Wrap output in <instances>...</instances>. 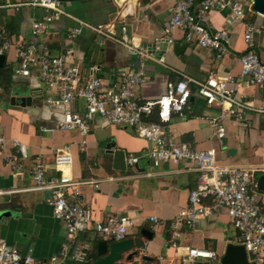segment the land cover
I'll list each match as a JSON object with an SVG mask.
<instances>
[{
  "label": "crops",
  "instance_id": "1",
  "mask_svg": "<svg viewBox=\"0 0 264 264\" xmlns=\"http://www.w3.org/2000/svg\"><path fill=\"white\" fill-rule=\"evenodd\" d=\"M174 2H62L65 14L49 23L37 37L31 34L32 24L46 16V9L32 6L0 8V52L6 55L5 65L0 70V91L13 86L32 96L29 106L11 104L9 99L0 100V134L7 139L5 149L0 152V210L11 213L0 222V241L43 261L69 246L66 228L53 216L49 204L51 191L31 189L34 184L31 169L37 160L45 165L47 182L60 178L61 171L54 164L55 151L68 146L73 162L63 173L80 182L68 187L69 200L88 208L93 222L113 213L135 216L137 226L128 237L133 239V250L137 252L133 258L137 261L135 264H148L142 255L152 257L153 264H183L187 247L213 249L221 259L228 243H237L236 230L234 237L226 234L234 228L225 210L200 218L194 229L183 228L178 238L168 228L169 221L188 205L189 193L198 184L199 173L189 161L170 160L155 167L148 158L150 144L145 138L134 129L112 125L101 118H96L85 137L77 132L56 129L63 109L47 103L52 91L37 78L24 77L14 71L18 66V43L36 42L54 55H65L68 62L81 68L84 76L89 75L90 66L97 65V75L106 84H111L119 69L136 63V58L123 44L98 34L89 25L114 22L117 38L124 34L122 27L125 26L129 40L147 47L153 55L142 65L145 80L137 89L139 100L158 99L166 93L169 82L183 78L189 80L193 89L191 109L184 117L173 115L165 125L168 134L193 148L213 147L221 165L261 166L264 163V87L243 83L238 89L236 97L244 105L245 116L240 120L227 117L224 122L227 132L222 143L215 140L209 119L222 113L230 104L208 105L196 93L197 83L206 81L210 73L240 78L241 66L235 55L247 48L243 38L245 27L231 28V50L220 59L212 50L187 42L180 29L173 34L174 43L168 45L162 38V31L170 19L169 8ZM227 15L228 12L213 10L208 21L214 29H221ZM247 22L261 27L256 44L264 59V16L247 8ZM73 29L79 32L71 39L69 35ZM72 107L81 109L82 104L73 103ZM13 139L27 145V159L20 156L13 146ZM83 140L86 142L82 143ZM107 142H115V149L125 151V161L130 153L140 156L137 166L126 161V171L116 170L113 157L104 149ZM89 181L98 186L87 183ZM150 216H156L166 224H155L148 219ZM142 228L151 230L153 237H144ZM82 237L91 241L94 256L100 237L93 228ZM62 264L76 263L68 259Z\"/></svg>",
  "mask_w": 264,
  "mask_h": 264
},
{
  "label": "built area",
  "instance_id": "2",
  "mask_svg": "<svg viewBox=\"0 0 264 264\" xmlns=\"http://www.w3.org/2000/svg\"><path fill=\"white\" fill-rule=\"evenodd\" d=\"M254 0H175L169 8L170 19L162 31V38L168 45L174 43V32L182 30L187 42L197 47L208 48L220 59L231 50V28L243 25L246 50L236 54V61L241 66V75L219 76L210 73L204 82H198L196 93L205 99L208 105L229 103L230 107L209 119L214 138L222 143L226 137L224 122L234 116L240 120L245 116L244 105L237 100L236 94L243 83L254 87H264V59L256 44L261 27L247 22V8L252 9ZM23 6L40 7L47 10L42 20L32 24L34 37L42 34L48 24L65 14L60 0H24L13 2L0 0V8ZM217 10L228 12L225 26L214 29L209 23L210 12ZM91 29L106 38L123 44L136 58V63L119 69L117 78L111 84L97 75L98 66L89 67V75L84 76L81 68L68 62L65 55H54L46 48H40L36 42H19L17 46L18 66L15 73L24 77L37 78L52 96L47 103L61 106L62 118L56 123V129L65 132H77L82 137L88 135L96 118L119 127L131 128L145 138L149 144L148 158L155 167L162 166L170 160L189 161L199 173L197 186L189 193L188 205L182 208L175 218L169 221L168 228L178 238L183 228L194 229L202 217H210L225 210L233 228L238 233L237 243L242 244L248 259L257 264H264V193L257 189V176L264 172V167L221 165L218 163L216 150L193 148L189 143L177 141L168 134L165 125L173 115L186 116L191 109L190 99L193 92L186 78L169 82L166 93L155 100H139L137 89L145 80L142 65L152 59L151 50L145 46L135 45L124 34L117 38L114 22L89 25ZM73 29L70 38L78 34ZM73 103H81L82 108H73ZM157 114L159 121L146 118ZM86 141L83 140L82 143ZM7 139L0 134V152L5 149ZM24 159L29 157L28 147L21 141L13 139ZM140 156L130 153L127 164L137 165ZM73 162L69 147L55 151V168L61 171L60 178L46 181L45 165L37 160L32 166V190L48 189L51 191L49 204L53 216L63 222L69 246H64L48 260L35 258L31 253L22 254L14 247L0 241V264H62L72 259L76 264H91L95 259L91 241L82 235L93 228L101 240L122 241L129 237L137 226L135 216L113 213L106 218L93 222L88 208L69 200L68 187L79 185L71 176L64 174V168ZM94 186L96 182L89 181ZM155 224H166L156 216L148 217ZM252 257V259H250ZM219 254L208 248L187 247L182 257L183 264H221ZM159 261H162L160 258ZM131 261L129 264H135Z\"/></svg>",
  "mask_w": 264,
  "mask_h": 264
},
{
  "label": "water",
  "instance_id": "3",
  "mask_svg": "<svg viewBox=\"0 0 264 264\" xmlns=\"http://www.w3.org/2000/svg\"><path fill=\"white\" fill-rule=\"evenodd\" d=\"M61 2H72L80 0H60ZM252 9L257 13L264 16V0H254ZM177 48V47H176ZM6 60V55L0 52V70L4 67ZM10 100L11 104H24L31 105L32 96H27L21 90L13 88V86H8L2 88L0 91V100L6 101ZM115 142H107L104 144V149L106 154L113 157L114 168L119 171H126L127 165L125 161V151L120 149H115ZM137 166V165H136ZM257 189L264 193V172L257 176ZM11 213L7 210H0V222H4ZM141 234L151 239L153 237V232L147 228L141 229ZM134 241L132 238H127L122 241H106L101 240L97 243V256L98 259L94 260L91 264H129L137 252L134 251ZM125 257L126 261L123 260ZM141 258L148 264L152 263V257L147 255H142ZM221 264H257L248 259L245 247L242 244L230 242L226 246L224 254L221 256Z\"/></svg>",
  "mask_w": 264,
  "mask_h": 264
},
{
  "label": "trees",
  "instance_id": "4",
  "mask_svg": "<svg viewBox=\"0 0 264 264\" xmlns=\"http://www.w3.org/2000/svg\"><path fill=\"white\" fill-rule=\"evenodd\" d=\"M190 86H191V85H190ZM190 88H191V91H192V90H193L192 87H190ZM146 120H148V121H154V122H158V121H159L157 114H152V115L148 116V117L146 118ZM259 174H260V173H259ZM259 174H258V175H259ZM137 244H139V241H137ZM138 247H139V246H138ZM94 259H95V260L98 259L97 252H95V251H94Z\"/></svg>",
  "mask_w": 264,
  "mask_h": 264
},
{
  "label": "rangeland",
  "instance_id": "5",
  "mask_svg": "<svg viewBox=\"0 0 264 264\" xmlns=\"http://www.w3.org/2000/svg\"><path fill=\"white\" fill-rule=\"evenodd\" d=\"M262 167H264V163H262V165H261ZM255 167H260V166H255ZM221 212V211H220ZM219 213V212H218ZM217 213V214H218ZM229 220H230V218H229ZM231 224V223H230ZM232 226V225H231ZM235 229H232V228H230L229 230H228V232H226V234H227V236H233L234 237V235H235V233L234 232H236V231H234ZM250 259H252V257H250ZM123 260L124 261H126V259H125V257L123 258Z\"/></svg>",
  "mask_w": 264,
  "mask_h": 264
}]
</instances>
